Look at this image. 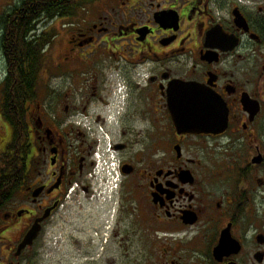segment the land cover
<instances>
[{"label": "flooded vegetation", "instance_id": "flooded-vegetation-1", "mask_svg": "<svg viewBox=\"0 0 264 264\" xmlns=\"http://www.w3.org/2000/svg\"><path fill=\"white\" fill-rule=\"evenodd\" d=\"M79 10L48 78L70 80L38 82L10 178L2 155L14 130L0 132V264H28L52 219L91 199L105 203L92 234L60 236L79 264H264V0H93ZM104 60L106 76L94 66ZM188 84L222 104L220 128L177 131L172 89ZM101 137L119 162L112 190L88 178ZM74 182L86 200L79 189L66 199Z\"/></svg>", "mask_w": 264, "mask_h": 264}, {"label": "trees", "instance_id": "trees-1", "mask_svg": "<svg viewBox=\"0 0 264 264\" xmlns=\"http://www.w3.org/2000/svg\"><path fill=\"white\" fill-rule=\"evenodd\" d=\"M90 1L93 0H19L0 14V53L5 69L0 84V114L14 130L13 140L2 155L5 159L3 177L17 174L20 166L17 154L21 150L17 153L15 148L22 149L27 143L25 135L20 134L26 126L27 105L36 97L44 67L43 52L50 44L48 35L36 34L37 25L55 17H73L76 8ZM4 195L5 192L2 199Z\"/></svg>", "mask_w": 264, "mask_h": 264}, {"label": "rangeland", "instance_id": "rangeland-1", "mask_svg": "<svg viewBox=\"0 0 264 264\" xmlns=\"http://www.w3.org/2000/svg\"><path fill=\"white\" fill-rule=\"evenodd\" d=\"M18 1L19 0H0V14H3L4 11L9 10V7L14 5L16 2L18 3ZM76 12H80V10ZM76 12L74 14H76ZM81 20L83 19H75L74 16L70 18L55 17L49 20H42L38 23L36 34H40L41 32H43L48 35V38L50 40V44L45 48L43 52L44 67L39 76L41 77L40 81L43 87L46 83L50 87H55V85L62 81L68 84L71 77V75L69 74H63L61 77H56L51 80H48V78H52L60 72V69L55 67V64L61 63L60 59L66 52L65 38L68 35V31L70 29H73L74 26L78 23H81ZM96 55L101 56L103 54L98 53ZM94 66L95 68L98 67L99 71L102 68L101 71L105 73L104 76L109 75L107 60H104L102 63L96 64ZM49 71L50 73L47 74ZM4 74V63L0 53V84L4 78ZM50 92L52 93L53 91ZM3 125L5 126V130L2 131V128L0 127V132H2L4 134V138L7 139L9 137V132L11 133V129L5 121L3 122ZM97 200L99 199L97 198ZM101 203L96 204L95 202H92L90 204V202H85L82 207L76 208V211H72L69 214H66V217L64 218L65 221L61 219V215H56L52 219L49 228L36 241L32 253H30V255L28 256L27 263L29 264L31 262V264H79L78 261H75L74 259L69 260L67 256H64L62 254L61 250L63 249V243L60 236L63 232L73 233V230H78L80 228L82 229L85 235H91L95 226L97 225L95 216H97V220H100L99 215L103 210L101 206L105 204ZM95 210L97 212H95ZM21 264H26V261L23 260Z\"/></svg>", "mask_w": 264, "mask_h": 264}, {"label": "water", "instance_id": "water-1", "mask_svg": "<svg viewBox=\"0 0 264 264\" xmlns=\"http://www.w3.org/2000/svg\"><path fill=\"white\" fill-rule=\"evenodd\" d=\"M172 93L179 97V100L171 102L170 108L171 117L178 132L207 133L213 131L215 127L220 128L216 123H221L223 120L226 122V119H223L222 104L212 94L195 87L194 84L181 87ZM245 100H243L244 107L255 114L257 108ZM45 217L46 214L35 221L19 244V250L32 244L40 230L39 222ZM223 248L224 244L221 238L216 249Z\"/></svg>", "mask_w": 264, "mask_h": 264}, {"label": "built area", "instance_id": "built-area-1", "mask_svg": "<svg viewBox=\"0 0 264 264\" xmlns=\"http://www.w3.org/2000/svg\"><path fill=\"white\" fill-rule=\"evenodd\" d=\"M73 189V187L71 188V190Z\"/></svg>", "mask_w": 264, "mask_h": 264}]
</instances>
